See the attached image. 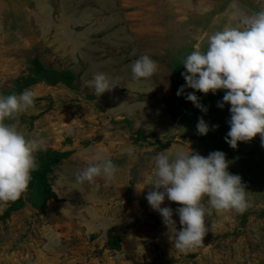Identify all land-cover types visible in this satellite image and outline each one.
Wrapping results in <instances>:
<instances>
[{"label": "rangeland", "instance_id": "1", "mask_svg": "<svg viewBox=\"0 0 264 264\" xmlns=\"http://www.w3.org/2000/svg\"><path fill=\"white\" fill-rule=\"evenodd\" d=\"M262 10L264 0H0V96L35 93L34 107L5 122L42 142L39 167L49 153H67L48 173L57 197H46L34 171L28 191L0 205V264H264L260 137L231 148V105L217 106L225 90L205 95L182 76L185 58L206 51L211 35L243 28ZM142 55L158 64L146 82L134 81L130 67ZM97 72L120 86L96 95L88 81ZM199 118L207 135L197 132ZM168 148L224 152L251 204L243 214L213 209L203 245L187 252L146 199L154 157ZM98 157L118 168L114 177L78 183L76 173ZM161 207L173 209L179 230L181 205Z\"/></svg>", "mask_w": 264, "mask_h": 264}, {"label": "clouds", "instance_id": "2", "mask_svg": "<svg viewBox=\"0 0 264 264\" xmlns=\"http://www.w3.org/2000/svg\"><path fill=\"white\" fill-rule=\"evenodd\" d=\"M242 24L243 28H225L211 35L206 51H193L185 58L186 71L182 72L187 88L205 95L225 90L217 106L231 105L230 130L225 142L233 149L239 142H251L257 135L264 147V10L243 19ZM130 67L133 80L138 82H146L158 71L157 62L148 55H142ZM88 85L98 96L120 86L118 80L103 72L95 73ZM184 88L181 86L178 96ZM186 99L207 112L194 93H188ZM34 100L35 93L27 89L19 95L0 96V205L20 199L29 189L31 173L39 168L36 153L41 150L42 142L26 138L15 124L5 122L34 107ZM142 107L144 110L146 104ZM209 131V125L199 118L198 134L207 135ZM97 159L102 162L76 173L78 183H95V178L100 176L109 180L114 177L118 168L113 162ZM154 160V176H149L146 183L153 190L146 199L151 209L161 215L174 247L182 252L203 245L209 230L205 219L212 215L213 209L243 214L251 207L242 177L228 171L230 162L222 151L210 152L205 157L192 150L173 152L168 148ZM166 199L181 205L176 209L179 230L173 209L161 207Z\"/></svg>", "mask_w": 264, "mask_h": 264}, {"label": "trees", "instance_id": "3", "mask_svg": "<svg viewBox=\"0 0 264 264\" xmlns=\"http://www.w3.org/2000/svg\"><path fill=\"white\" fill-rule=\"evenodd\" d=\"M66 154L67 153L63 152H55L54 155L49 153L47 158L44 159L42 165L38 168V170L35 171V179L42 182V185L47 193V198L57 197V193L52 189L51 184L48 182V173L52 170V166L65 157ZM118 242L119 239L113 240L112 238L110 244L113 246H119Z\"/></svg>", "mask_w": 264, "mask_h": 264}]
</instances>
